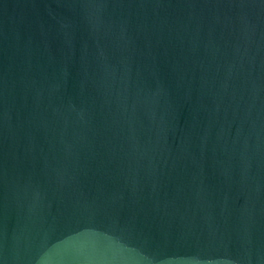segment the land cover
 I'll return each mask as SVG.
<instances>
[{
  "label": "water",
  "instance_id": "obj_1",
  "mask_svg": "<svg viewBox=\"0 0 264 264\" xmlns=\"http://www.w3.org/2000/svg\"><path fill=\"white\" fill-rule=\"evenodd\" d=\"M0 264H264V0H0Z\"/></svg>",
  "mask_w": 264,
  "mask_h": 264
}]
</instances>
